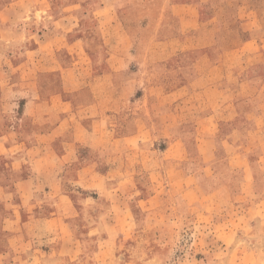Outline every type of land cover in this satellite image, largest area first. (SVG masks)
<instances>
[{
	"label": "crops",
	"instance_id": "obj_1",
	"mask_svg": "<svg viewBox=\"0 0 264 264\" xmlns=\"http://www.w3.org/2000/svg\"><path fill=\"white\" fill-rule=\"evenodd\" d=\"M128 16L133 20L127 21ZM95 25L103 34L99 41L109 48L104 53L107 61L120 62L133 57L134 62L148 63L155 55L162 61L177 56L195 58L193 75L179 88L199 97L210 92L213 99L204 100L210 102H207V115L201 121L215 124L217 128L226 124L232 130L221 142L223 156L219 157L215 154L218 149L212 144L214 131L202 129L199 137L208 149L196 145L199 155L191 157L195 165L189 172L179 173L177 185L183 187L186 199L195 188L202 191L203 185L211 182L213 191L203 196L211 203L210 208L207 206L200 213L209 212L216 224V210L220 206L216 203L226 197L230 205L225 228L212 229L220 240H226V245L222 243L219 247L227 251L236 241H241L246 248H242L239 264L248 262L250 251H261V264H264V0H96V3L0 0V105L13 113L1 123L0 156L5 155V167L12 173L21 174L26 170L25 176L13 182L12 191L1 184L0 200L11 210L3 217L2 227L30 229L33 225L40 229L37 234L40 241L50 239V245L41 242L45 248L36 249L38 254L34 257L5 264L82 261L79 248L84 242L78 234L84 236V233L81 229H71L69 223L77 213L68 183L62 174L49 173L54 168L66 170L78 162L77 177L73 180L76 188L86 191L99 187L93 183L96 167L92 164L96 162L81 155L84 152L100 154L108 148L101 145L104 132L96 128L107 120L103 117L106 111L97 108L98 97L93 95L88 102L84 98L93 85L99 84L104 90L106 79L115 78L118 71L98 69L93 63L79 65L84 57L90 62L94 57L87 50L88 43L93 41L87 30ZM135 29H140L141 35ZM144 32L148 36H143ZM149 41L158 43L161 49L157 53L146 49L139 54V45ZM122 43L123 46L127 43L125 50ZM27 122L35 131L26 129ZM69 130V135H65ZM77 131L86 141L75 138ZM67 136L71 138L66 139ZM133 136L129 134L128 138ZM92 138H97V143H82L91 142ZM59 141L63 144L61 147L57 145ZM204 164L207 167L204 171L211 170L206 178L200 172ZM222 168L226 179H220L217 172ZM87 170L89 173H84ZM228 174L231 175L228 177ZM98 175L101 176L99 172ZM232 175L239 178L235 180ZM115 182L121 185L119 179ZM97 200H101L99 195ZM121 200L116 197L113 202L118 203L120 211H126ZM83 202L90 201L83 198ZM182 204L194 205L191 199ZM247 229L251 233L256 229L258 232L254 233L261 235V243L253 244L243 237ZM90 230L99 234L106 232L105 229ZM171 231L164 229L161 234L170 240ZM134 232V229H109L113 235L106 239L121 242ZM24 240L20 239L19 243ZM201 245L207 247L208 253L214 247ZM98 253L102 254L100 249ZM197 254L200 251L182 258L179 264L223 263L215 256V250L209 258L203 259ZM146 260L147 264L161 263L157 256L151 255Z\"/></svg>",
	"mask_w": 264,
	"mask_h": 264
},
{
	"label": "rangeland",
	"instance_id": "obj_2",
	"mask_svg": "<svg viewBox=\"0 0 264 264\" xmlns=\"http://www.w3.org/2000/svg\"><path fill=\"white\" fill-rule=\"evenodd\" d=\"M90 1L96 3V0ZM132 20V17H127V21ZM135 30L141 35L140 29ZM87 33L93 41L95 39V42L90 41L87 47L94 57L91 58V62L84 57L79 65L85 67L93 63L95 68L106 67L112 72H118L115 78L108 75L110 77L106 79L104 90L99 84L93 85L84 98L88 102L91 96L98 97L97 108L99 111L105 110L106 115L103 117H107V120L98 124L96 128L104 132L100 141L101 145L108 148L100 154L84 152L81 155L88 161L96 162L92 164L96 167L93 183L97 187L99 185L98 189L81 191L73 184V180L77 177L76 170L80 166L78 162L66 170L54 168L49 173L54 176L59 173L65 177L64 182L68 183L70 191H67L75 205V214L77 213L69 221L71 229H81L84 233V236L78 234L84 242L81 250L79 248L82 261L75 264H147L146 259L151 255L161 258V263L155 262V264H179L182 258L193 256L195 251H200L197 255L204 259L211 257L214 250L215 256L219 257L218 260L223 261L221 264H226L227 261H230L227 264H239L242 248H246V245L236 241L233 247L229 248L230 251L229 249L226 251L219 247L226 240L223 238L220 240L212 232V229L225 228L224 223L230 209L227 198L224 197L216 203L220 206L216 210L218 215L215 224L211 221L209 212L200 213L208 208L207 206L210 208L211 203L203 196L211 192L214 185L207 182V185H203L202 191L195 188L186 199L183 198L185 196L183 187L177 185L180 181L179 173L182 170L189 172L193 168L192 165H195L191 157L199 155L196 145L208 149L207 144L202 143L199 137L202 134L201 130L214 131L216 136L212 144L218 149L215 154L219 157L223 156L221 142L232 130L226 124H221L217 128L215 124L211 126V123L201 121L207 115V102L213 99L210 92H207L205 97H199L195 93L187 94V91L179 88L193 75L192 64L195 58L177 56L162 61L155 55L148 63L134 62L133 57L123 58L120 62L113 59L107 61L105 52L109 48L104 47L105 44L99 41V36L103 34L100 33L97 25L87 30ZM143 34L148 36L145 32ZM149 37L155 38L153 35ZM121 45L125 50V45L123 46V43ZM146 49L157 53L161 46L154 41L142 42L138 48L139 54ZM126 54L128 55V50ZM68 59H71L70 56ZM86 75L89 80V73ZM91 80L94 82L93 79ZM101 84L103 85V82ZM12 114L0 105V127L4 117H12ZM26 129L35 131L28 122ZM71 130L65 135H69ZM129 134L134 136L129 139ZM76 135L77 137H73L86 141V137L80 135V132L77 131ZM70 138V136L66 137V139ZM97 141V138H92L91 142L82 143L95 144ZM57 145L61 147L63 144L59 141ZM6 162L5 155H1L0 188L3 183L7 190L12 191L13 182L20 176H25L26 170L21 174H14L5 167ZM205 168L207 167L204 164L200 172L201 176L206 178L211 170L204 171ZM91 169L92 167L89 171L93 170ZM35 171L38 173V170ZM89 171L84 173L87 174ZM217 172L220 173V179H226L225 169H217ZM39 174L41 175V171ZM230 175L228 174V177ZM233 178L237 180L239 176L234 175ZM118 179L121 185L116 184L115 181ZM98 195L101 200H97ZM153 196L154 199L151 198ZM116 197H121L126 211L117 208L118 203L113 202ZM83 198H88L90 202H83ZM189 199L194 205L182 204L184 200L189 201ZM177 200L181 203H177ZM9 209V205L0 200V264L34 257L38 254L36 249L45 248L41 242H48L50 245L48 237L44 239L45 241H40L37 235L40 229L33 225L30 229H3V217H7L11 211ZM44 214L48 212L44 211ZM20 226H23L22 223ZM89 229H105L106 232L99 234L88 231ZM109 229H134L135 232L131 237L119 242L114 238L106 239L109 235H113L109 234ZM164 229L172 230V239L169 240L161 234ZM247 230L246 236L243 237L249 238L253 244L261 243V235L254 233L258 232L256 229H252L253 233L251 229ZM22 238L25 239L24 242L19 243ZM252 243L248 242L251 247ZM201 244H209V247L213 244V252L208 253L207 247ZM99 249L102 252L100 255ZM250 252H252L250 258L246 260L248 262L243 261L241 264H261V251Z\"/></svg>",
	"mask_w": 264,
	"mask_h": 264
}]
</instances>
